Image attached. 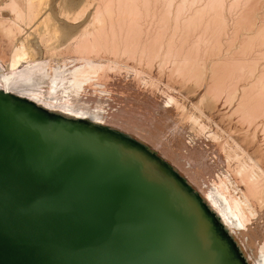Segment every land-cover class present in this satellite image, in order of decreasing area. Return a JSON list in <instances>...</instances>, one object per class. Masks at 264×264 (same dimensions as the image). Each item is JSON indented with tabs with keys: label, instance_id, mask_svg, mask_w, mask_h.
I'll return each mask as SVG.
<instances>
[{
	"label": "bare ground",
	"instance_id": "6f19581e",
	"mask_svg": "<svg viewBox=\"0 0 264 264\" xmlns=\"http://www.w3.org/2000/svg\"><path fill=\"white\" fill-rule=\"evenodd\" d=\"M159 2L102 0L93 14L81 7V13L76 9L75 14L69 10L58 15L48 0H0V90L51 114L125 137L156 156L196 193L244 263L264 264V152L249 146L252 138L248 144L240 131H230L237 128L230 126H236L231 122L235 116L245 130L260 125L264 138V66L255 83L251 78L249 87L242 86V93L240 87L241 94H236L235 76L252 77L256 68L250 59L230 61L227 75L219 70L226 62L220 61L228 26L223 15L226 1L209 0L186 18L180 4L170 34L169 5L164 2L167 14L163 2V10L156 8ZM154 9L162 12L159 18ZM149 21L153 28L146 26ZM261 29L257 32L264 34ZM206 57L219 58L215 64L211 60L216 68L209 63L208 80L209 97L213 103L222 99L223 104L218 103L227 111L221 110L226 117L222 122L205 108V96L196 103L188 97L186 84L207 79ZM156 63L160 72L169 70L171 82L152 72ZM218 106L214 107L220 110Z\"/></svg>",
	"mask_w": 264,
	"mask_h": 264
},
{
	"label": "water",
	"instance_id": "95a60500",
	"mask_svg": "<svg viewBox=\"0 0 264 264\" xmlns=\"http://www.w3.org/2000/svg\"><path fill=\"white\" fill-rule=\"evenodd\" d=\"M0 264H245L136 143L0 90Z\"/></svg>",
	"mask_w": 264,
	"mask_h": 264
},
{
	"label": "rangeland",
	"instance_id": "374dc122",
	"mask_svg": "<svg viewBox=\"0 0 264 264\" xmlns=\"http://www.w3.org/2000/svg\"><path fill=\"white\" fill-rule=\"evenodd\" d=\"M50 3H52L53 5H54V7H55V11H54V14H58V15H60L61 13H68L69 12V10H70V13L71 14H75L76 13V9H77V13H81V11L84 9V10H86V13L88 14V13H91L92 12V14L94 13V11H95V6L94 5H99L98 7H102V0L100 1V0H48ZM94 1V2H93ZM154 1H157V2H159V3H157L156 4V8L158 9L159 8V6H160V8L163 10V8H164V10L163 11H165L166 10V8H165V5L168 7V5H169V9H168V12L169 11H171V12H169V14L171 15L170 17V21H171V23H170V25L168 26V29H167V32H168V34H170L171 33V30H173V28H171L172 27V20L174 19L173 17L176 15L175 14V12L177 11V7H179L180 6V4H181V6L183 7H181L182 9H181V11L183 10V12L182 13H180L181 14V16L184 14L185 15V17H183V18H186L187 17V15H189V14H191L196 8H203L202 6H205L207 3H208V1L209 0H154ZM202 1V2H201ZM226 2V4L228 5V8H227V5H225V7H224V10H223V12H224V17H226V19H225V21H228V22H226V25H228L227 26V28H226V32H225V34L223 35V39H222V43H223V41H225L222 45H223V48H222V52L220 53L221 55H220V57H221V59L222 60H220V61H226V62H223V65L224 66H226L227 65V63H228V66L225 68H223V65H222V62H221V66H219V70H221V73L222 74H224V75H227L228 74V72L230 71V69H231V66H230V63L233 61V62H243V61H247V62H249V60H250V63H252V64H254V66H255V68L256 69H254V75H251L252 77H249L248 75H247V73L245 74V73H242L241 75H240V77L237 75V76H235L236 78L238 77V79L237 80H239L238 82H237V80L235 81L236 83H238V85H237V92L238 93H236V94H238V95H240L241 93H242V86H245V87H249V85H250V82H251V78H252V82L251 83H255V81H256V79H257V77H260L261 75H262V73H261V68L264 66V42L262 41V43L260 42L261 40H263L264 39V34L263 33H258L259 32V30L261 29V27L263 28L264 27V0H225ZM92 3V5H91V3ZM97 2H99V3H97ZM162 2H163V4H162ZM166 4H165V3ZM173 2V3H172ZM190 4H189V3ZM239 2V3H238ZM259 2V3H258ZM87 3V4H86ZM184 5H183V4ZM161 4H162V6H163V8H162V6H161ZM205 4V5H204ZM87 5V7H85ZM89 5H91L90 7H91V9H90V7H89ZM96 5V6H97ZM194 5V6H193ZM252 5H254V6H252ZM81 7H82V10H81ZM89 7V8H88ZM188 7V8H187ZM250 7H252V8H250ZM86 8V9H85ZM250 9V11H249V9ZM94 9V10H93ZM160 9V10H161ZM176 9V10H175ZM253 9V10H252ZM63 10V11H62ZM65 10V11H64ZM68 10V11H67ZM161 10V11H162ZM226 10V11H225ZM231 10V11H230ZM251 10H252V12H251ZM256 10V11H255ZM258 10V11H257ZM79 11V12H78ZM154 11H155V9H154ZM156 11H159V10H156ZM156 11H155V15H156V17H157V15H158V13H159V17H160V15H162V14H160V13H162V12H157V14H156ZM186 11V12H185ZM246 11H247V14H245L246 13ZM167 14H168V12L167 11H165ZM206 12H209V11H206ZM229 12V13H228ZM255 12H257V13H255ZM175 14V15H174ZM251 14V15H250ZM254 14V15H253ZM256 14V15H255ZM154 15V16H155ZM206 15V14H205ZM210 15V13L208 14V16ZM232 15V16H231ZM247 15V16H246ZM250 15V16H249ZM9 16V15H8ZM173 16V17H172ZM207 16V15H206ZM206 16H205V18H206ZM208 16H207V18H208ZM243 16H245V17H243ZM159 17H157V18H159ZM153 18H155V17H153ZM157 18H156V21L154 20V19H152V20H154V28H156L155 26H157V24H156V22H157ZM251 18V19H250ZM172 19V20H171ZM247 19H250L249 21L247 20ZM151 20V19H150ZM231 20V21H230ZM233 20V21H232ZM241 21V23L239 22V21ZM246 20V21H245ZM255 20V21H254ZM259 20V21H258ZM262 20V21H261ZM236 21V22H235ZM230 22V23H229ZM238 22V23H237ZM249 22V23H248ZM150 23H152V24H150ZM251 23H252V25H251ZM150 24V25H149ZM156 24V25H155ZM236 24V25H235ZM238 24H240V25H238ZM250 24V25H249ZM255 24V26H253ZM262 24V25H261ZM242 25V26H241ZM249 25V26H248ZM260 25H261V27H260ZM146 26L147 27H149L150 26V28H153V21L151 22V21H149V22H147V24H146ZM253 26V27H252ZM233 27V28H232ZM260 27V28H259ZM229 28V29H228ZM231 28V29H230ZM250 28V29H249ZM237 29V30H236ZM254 30V31H253ZM257 30H258V32H257ZM229 31V32H228ZM258 33H256V32ZM247 32V33H246ZM261 32H264V29H261ZM255 33L257 34V38H258V36H259V38H258V41H257V39L255 38L256 37V35H255ZM227 34V35H226ZM236 34V35H235ZM253 34V35H252ZM263 34V35H262ZM263 37V38H261V36ZM255 36V37H254ZM226 37V38H225ZM229 37V38H228ZM246 37H248V38H246ZM252 38H254V39H252ZM225 39V40H224ZM234 39V40H233ZM254 40V41H253ZM256 40V41H255ZM233 41V42H232ZM244 41V42H243ZM250 41V42H249ZM247 42V43H246ZM253 42V43H252ZM255 42H256V44H255ZM257 42H259V43H257ZM230 44V45H229ZM250 44V45H249ZM253 44V45H252ZM252 45V46H251ZM261 45V46H260ZM227 46V47H226ZM242 46V47H241ZM251 46V47H250ZM230 47H232V48H229ZM235 50H234V49ZM237 49V50H236ZM247 49H249V50H247ZM258 51H257V50ZM227 50V51H226ZM229 50H230V52H229ZM255 50V51H254ZM226 52V53H225ZM233 54V55H232ZM251 54V55H250ZM224 56V57H223ZM241 56V57H240ZM253 56V57H252ZM243 57V58H242ZM248 57H250V58H248ZM259 57V58H258ZM207 58V59H206ZM205 59V64H206V69L204 70V71H206V77H207V79L206 80H204L203 78H201L199 81L200 82H196L197 83V85H196V83H190V84H186V87L188 86V88H189V86H190V88L188 89V93H190V96H188L189 94L187 93V89H186V87L184 86V84L183 83H180V85L181 84H183V85H181V88L183 87H185V91H186V94H187V96L190 98V99H192L195 103H196V100L198 99L199 100V98H200V96H205L204 98L206 99V101H205V108H207V106H208V110H213V113L215 114L216 113V118H218V119H216V120H219V122H222V121H224L225 120V118H224V116H225V112L227 113V111H225V109H223V105H221V104H223L222 102H223V100L221 99H219L220 100V103L221 104H219L218 102H219V100L218 101H216L217 103H213V99L211 98V97H209L210 95H209V92H210V89H209V85H210V87L212 86L211 84L212 83H210L209 84V80H210V76H211V69H212V66H213V68L215 67L216 68V66H214V64H215V62H219V58L217 57H211V58H209V57H206ZM226 58V59H225ZM210 59V60H209ZM215 59V60H214ZM242 59V60H241ZM247 59V60H246ZM214 62V64H213V62ZM238 60V61H237ZM253 60V61H252ZM208 61H210V62H208ZM227 61H229V62H227ZM231 61V62H230ZM212 62V63H211ZM209 63H211L212 64V66L209 64ZM225 63H226V65H225ZM137 66H138V64H136ZM257 65V66H256ZM156 66H158V64L156 63V65H155V67H154V71H152L155 75H156V77H158L159 79H162L163 78V80H165L166 81V78H167V80H169L168 82H171L170 80H173V78L172 77H170V75H169V70L168 71H162V72H160L159 71V69H158V67H156ZM139 67H141L142 69H145V66L143 65V64H141ZM156 68H157V71H156ZM230 68V69H229ZM222 69H224L223 71H222ZM227 69V70H226ZM229 69V70H228ZM153 70V69H152ZM150 72H151V70H149ZM228 71V72H227ZM159 74H158V73ZM227 72V73H226ZM162 73V74H161ZM160 74H161V76H160ZM164 74H166V75H164ZM167 75H168V77H167ZM247 75V76H246ZM256 75V76H255ZM163 76H165V78L163 77ZM263 76V78H264V74L262 75ZM169 78V79H168ZM242 78V79H241ZM256 78V79H255ZM209 79V80H208ZM249 79V80H248ZM201 80H203V81H201ZM207 80H208V83H207ZM245 80V81H244ZM250 81V82H249ZM203 82V84H201ZM204 82H205V85H204ZM211 82V81H210ZM244 82V83H243ZM199 83V84H198ZM240 83V84H239ZM247 83V84H246ZM192 84V85H191ZM193 84H195V85H193ZM201 84V90H200V85ZM240 85V86H239ZM247 85V86H246ZM195 86H198V87H195ZM194 89H193V88ZM204 87V88H203ZM241 87V88H240ZM191 88H192V91H191ZM197 88H199V90H197V94L195 93L196 91H195V89H197ZM209 89V90H207V89ZM239 88L241 89L240 91H241V93H240V91H239ZM202 90L204 91V92H202ZM206 90H207V95H206ZM255 91H253L254 93H256L257 94V91H258V89L256 88V89H254ZM193 91H195L194 92V94H193ZM199 91H201V92H199ZM201 93V94H200ZM193 96H195V97H193ZM199 96V97H198ZM192 97V98H191ZM210 98V100H209V98ZM204 99V100H205ZM208 99V100H207ZM208 101H209V104H208ZM206 102H207V104H206ZM198 103V102H197ZM215 104L214 106H216V105H219L218 107H221V109L219 110V108H215L213 105H212V107H211V104ZM224 107L226 108V106L224 105ZM216 110H219V112H215ZM221 110H223V111H225L224 112V114L221 112ZM222 114V116H221V114ZM218 114H220V116L222 117V119L223 120H220V116H218ZM233 115H231L230 117H232ZM229 117V118H230ZM235 116H233L231 119H229V122H228V124L227 123H225V122H223V124H227L228 126L230 125L229 123H233V121H234V123L233 124H236V126L235 125H230V126H234V127H237V128H234V130H230L232 133H235V134H239L240 132V134L241 135H245L244 137H242L243 138V140L244 141H246L247 139H248V141H246L248 144H249V141H251L252 139V141L250 142V144H249V146L250 145H252V147L251 148H254L253 150H255V151H261L262 153L264 152V138H263V136H262V127L259 125L256 129L254 128L255 126H253L252 128L254 129V131H256V134H255V132L253 131V129H247V130H245L246 128L245 127H242L243 125H241V124H239V122H238V120H237V118H235ZM234 119V120H233ZM230 120H231V122H230ZM228 121V120H227ZM237 122V123H236ZM239 124V125H238ZM238 125V126H237ZM239 126H241V127H239ZM238 127H239V129H238ZM261 127V128H260ZM245 128V129H244ZM231 129V128H230ZM241 129V130H240ZM245 130V131H244ZM260 131V133L259 134H257V132H259ZM238 131V132H237ZM240 131V132H239ZM237 132V133H236ZM243 132V133H242ZM248 132V133H247ZM231 133V134H232ZM245 133V134H244ZM251 133H254L255 134V136L254 135H252ZM247 134H248V136L250 137H248L247 136ZM252 135V136H251ZM259 135H261V136H259ZM247 136V137H246ZM258 136V137H257ZM257 138V140H254L255 138ZM260 137H262L263 139V141L261 140V138ZM252 138V139H251ZM260 138V140H258ZM251 139V140H250ZM257 141H258V143H260L261 145H262V147L260 148V149H258L259 148V146H258V148H257V145H258V143H257ZM254 142H255V146L253 147V144H254ZM262 142V143H261ZM251 143H253V144H251ZM257 144V145H256ZM260 145V146H261ZM249 147V148H250ZM250 148V149H251ZM257 150H256V149ZM263 148V149H262ZM264 154V153H263Z\"/></svg>",
	"mask_w": 264,
	"mask_h": 264
}]
</instances>
